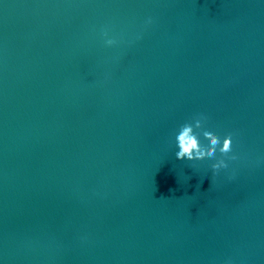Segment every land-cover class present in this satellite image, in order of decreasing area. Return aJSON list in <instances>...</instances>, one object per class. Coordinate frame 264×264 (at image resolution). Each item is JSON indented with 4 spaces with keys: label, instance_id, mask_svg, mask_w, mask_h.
Instances as JSON below:
<instances>
[{
    "label": "water",
    "instance_id": "obj_1",
    "mask_svg": "<svg viewBox=\"0 0 264 264\" xmlns=\"http://www.w3.org/2000/svg\"><path fill=\"white\" fill-rule=\"evenodd\" d=\"M228 261L264 264V0H0V264Z\"/></svg>",
    "mask_w": 264,
    "mask_h": 264
},
{
    "label": "clouds",
    "instance_id": "obj_2",
    "mask_svg": "<svg viewBox=\"0 0 264 264\" xmlns=\"http://www.w3.org/2000/svg\"><path fill=\"white\" fill-rule=\"evenodd\" d=\"M145 23L146 25L152 24V18L149 17ZM103 36L105 37L106 46L111 47L117 44L116 39L109 38L107 30L103 31ZM137 39H139V36ZM206 122L207 117L203 114H199L192 122H186L179 126L175 134V144L178 149L175 152V157L177 160H187L190 162L203 161L205 159L213 160L214 162L211 164V169L215 176L218 175L221 170L228 169L229 162L235 161L239 157L234 152L233 148L234 134L228 132L221 138L216 132L205 129ZM201 132L204 140L207 141L206 144L201 143ZM233 176L229 178L231 179ZM227 264H231V261H228Z\"/></svg>",
    "mask_w": 264,
    "mask_h": 264
}]
</instances>
